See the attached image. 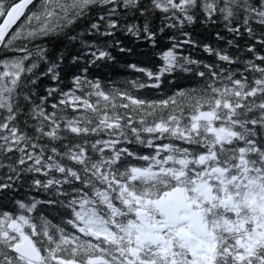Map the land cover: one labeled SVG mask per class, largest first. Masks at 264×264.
Returning <instances> with one entry per match:
<instances>
[{
  "label": "snow or ice",
  "instance_id": "obj_1",
  "mask_svg": "<svg viewBox=\"0 0 264 264\" xmlns=\"http://www.w3.org/2000/svg\"><path fill=\"white\" fill-rule=\"evenodd\" d=\"M0 264H264V0H0Z\"/></svg>",
  "mask_w": 264,
  "mask_h": 264
}]
</instances>
